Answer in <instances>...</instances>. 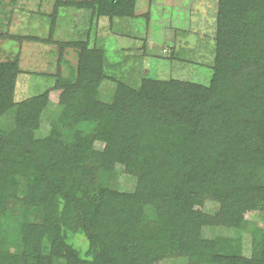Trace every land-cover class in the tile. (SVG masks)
<instances>
[{
	"label": "trees",
	"instance_id": "obj_1",
	"mask_svg": "<svg viewBox=\"0 0 264 264\" xmlns=\"http://www.w3.org/2000/svg\"><path fill=\"white\" fill-rule=\"evenodd\" d=\"M123 3L109 0L114 8ZM261 6L264 0H220L210 86L143 79L140 88L119 84L104 103L94 96L95 66L82 62L77 82L59 84L65 106L46 138L33 133L50 96L15 102L8 83L17 64L0 62V117L16 110L13 131L0 128V214L8 198H18L22 179L29 184L22 200L42 219L21 223L23 252L0 251V264H163L181 257L186 264H264V230L252 239L251 256L241 252L247 215L264 212V16L255 21L253 12ZM82 122L89 131L64 137L62 126ZM119 174L137 179V188L112 187ZM206 193L218 202L215 213L206 210ZM75 226L87 233L92 259L67 242L65 232ZM205 227L221 232L206 238ZM45 234L48 255L40 246ZM153 248L160 249L157 262Z\"/></svg>",
	"mask_w": 264,
	"mask_h": 264
},
{
	"label": "rangeland",
	"instance_id": "obj_2",
	"mask_svg": "<svg viewBox=\"0 0 264 264\" xmlns=\"http://www.w3.org/2000/svg\"><path fill=\"white\" fill-rule=\"evenodd\" d=\"M123 2L114 8L109 6V0H0V62L10 61L18 67L8 83L13 86V99L22 102L44 93L50 96L39 114L35 138L51 134L65 106L59 102V84L67 78L77 82L84 61L95 66L93 80L98 87L94 96L104 103L112 102L119 84L140 88L143 79L210 86L215 72L220 0ZM262 7L254 8L255 21L264 16ZM251 78L259 81L256 75ZM80 87L85 91V84ZM249 87L254 85L249 83ZM79 95L84 100L85 93H79L77 98ZM15 112L12 108L0 117V128L13 131ZM60 130L68 138L76 131H89L90 125L82 122L76 127L62 126ZM105 177L100 180L107 181ZM259 177L264 182V170ZM111 186L134 191L138 181L130 174H119L112 179ZM28 192L29 184L21 179L18 198L7 199V210L0 214V251L21 254L24 249L21 223L42 220L22 200ZM205 206L209 212L218 211V202L208 193ZM247 216L250 220L242 237L241 252L251 256L252 239H259L264 230V212ZM137 229L148 236L145 225L140 224ZM220 232L218 227L203 228L206 238ZM65 235L83 258L92 259L88 255L89 238L83 228L75 226ZM40 246L45 255L51 252L46 234L41 237ZM143 251L144 258L149 251ZM153 251L158 252L150 257L157 262L160 249ZM167 263L186 264V261L181 257L163 262Z\"/></svg>",
	"mask_w": 264,
	"mask_h": 264
}]
</instances>
